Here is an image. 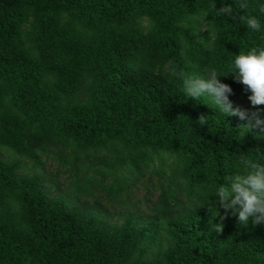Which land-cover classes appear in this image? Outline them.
<instances>
[{
	"label": "trees",
	"instance_id": "obj_1",
	"mask_svg": "<svg viewBox=\"0 0 264 264\" xmlns=\"http://www.w3.org/2000/svg\"><path fill=\"white\" fill-rule=\"evenodd\" d=\"M214 2L232 4L234 15H218ZM257 3L0 0V147L35 166L41 155L69 164L78 194L99 187L120 197L147 174L159 180L152 221L128 215L109 228L0 155V264H264V225L231 215L219 234L210 225L225 176L241 171L243 158L264 164V134L207 98H187L172 71L226 75L237 54L264 46V31L240 19L264 24ZM201 16L213 38L196 36L192 20ZM220 79L250 95L231 75Z\"/></svg>",
	"mask_w": 264,
	"mask_h": 264
},
{
	"label": "clouds",
	"instance_id": "obj_2",
	"mask_svg": "<svg viewBox=\"0 0 264 264\" xmlns=\"http://www.w3.org/2000/svg\"><path fill=\"white\" fill-rule=\"evenodd\" d=\"M237 4L240 10L250 7L249 0H237ZM212 7L218 15H234L232 4L225 2L217 9L214 2ZM257 7L264 15V0H258ZM240 19L252 32L264 31V24L257 16H241ZM139 23L142 27L145 26L143 20ZM172 71L181 81L182 91L187 98L195 101L207 98L224 116L247 121L244 124L245 131L258 129L259 133L264 134V118L258 112L249 114L247 110L234 107L229 98L233 95V89L220 79L222 76L231 75L236 82L245 86V91L250 92L248 100L253 107L264 105V46L237 54L231 61L226 75H221L215 67H206L197 74L178 71L175 68ZM198 123L201 126L206 124L204 115L199 117ZM242 165L241 171L225 176L223 183L215 190V204L219 215H212V219L219 217V222L212 223L211 219L210 225L217 234L223 231L224 220L229 215L236 217L238 223L245 227L249 222L253 226L264 225V164L243 158ZM221 209L223 215L220 214Z\"/></svg>",
	"mask_w": 264,
	"mask_h": 264
},
{
	"label": "rangeland",
	"instance_id": "obj_3",
	"mask_svg": "<svg viewBox=\"0 0 264 264\" xmlns=\"http://www.w3.org/2000/svg\"><path fill=\"white\" fill-rule=\"evenodd\" d=\"M192 21L198 38L204 33H208L213 38L212 28L203 16L196 17ZM144 24L147 25V22L144 21ZM248 96L241 93L233 94L229 98L233 102L234 107L238 106L241 109L247 110L249 114L258 112L262 116L264 114V105L253 107L248 100ZM0 155L5 161L18 162V173L21 176H40L44 189L51 197H64L69 202L70 207L81 211L83 214L93 213L109 228L119 227L128 215H133L138 225H143L152 221L156 211L159 210V191L156 190V182L159 180L156 175L150 176L147 174L132 184L128 195L123 194L120 197H108L99 187L94 188L90 195L84 193L78 194L73 187V178L67 172L69 164L63 165L58 158L41 155L42 164L35 166L33 161L18 156L5 147H0ZM80 158L84 164L89 165V161L84 159L82 155H80ZM166 161L168 165L173 163L172 158ZM99 177L97 178L99 179ZM109 181L110 178H107L104 183L107 184ZM157 220L161 221V217ZM159 235L162 237L160 239V247L164 248L167 242L166 237L162 233H159ZM157 243L149 247L146 254L147 257H152L157 252Z\"/></svg>",
	"mask_w": 264,
	"mask_h": 264
}]
</instances>
